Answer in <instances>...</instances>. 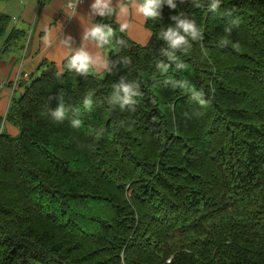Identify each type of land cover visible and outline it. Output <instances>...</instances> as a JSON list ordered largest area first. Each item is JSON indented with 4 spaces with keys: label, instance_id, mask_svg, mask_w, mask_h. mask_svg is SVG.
<instances>
[{
    "label": "trees",
    "instance_id": "obj_1",
    "mask_svg": "<svg viewBox=\"0 0 264 264\" xmlns=\"http://www.w3.org/2000/svg\"><path fill=\"white\" fill-rule=\"evenodd\" d=\"M173 3L144 46L97 15L114 32L101 74L43 59L10 98L0 264H264V0ZM173 16L198 33L180 49L162 38ZM9 22L3 53L26 37ZM121 82L138 93L124 110Z\"/></svg>",
    "mask_w": 264,
    "mask_h": 264
},
{
    "label": "crops",
    "instance_id": "obj_2",
    "mask_svg": "<svg viewBox=\"0 0 264 264\" xmlns=\"http://www.w3.org/2000/svg\"><path fill=\"white\" fill-rule=\"evenodd\" d=\"M23 1V8L20 10L21 16L19 15V20L13 27H17L21 20L29 29L31 27L32 31L27 38L26 44L24 41L20 47L22 51L18 56L7 53L11 52L9 49L7 52L1 53L0 49V68H3V77L0 79V117L2 118L5 117L12 93L16 87H20L21 83L25 82V80L20 79L19 74L26 71L23 75L30 76L31 74L28 71H35L39 63L43 59L47 60L49 56L54 58L53 61L56 60V62L59 61L61 63L69 55H73L76 51L83 48L93 57L92 70L94 72L101 74L107 67L106 55L102 48L98 47L95 41L85 39L86 31L95 24L97 16L92 15L90 9L94 0H79L75 13L66 8V5L72 0H21V3ZM121 3L130 5V11L126 16L119 14V5ZM111 7L115 10L114 21L118 25L122 22L131 24V28L125 31L127 32L126 35L135 43L141 46L146 45L151 34L149 33L147 40L145 34L142 33L143 27L141 26L146 29V20L136 14L135 9L131 7V0L129 2L112 0ZM28 9L30 11L27 16L24 15L23 20V12ZM21 54L23 56L20 59L19 56ZM17 62H19L18 66ZM16 67V77L19 76L16 79L18 83H12L9 80L12 79V74L16 71ZM1 96H3V99H1ZM7 125L8 134L15 136L16 129L9 124Z\"/></svg>",
    "mask_w": 264,
    "mask_h": 264
},
{
    "label": "clouds",
    "instance_id": "obj_3",
    "mask_svg": "<svg viewBox=\"0 0 264 264\" xmlns=\"http://www.w3.org/2000/svg\"><path fill=\"white\" fill-rule=\"evenodd\" d=\"M79 0H72L71 3L66 5L68 10L75 13L76 6ZM172 9H175L176 5L173 0H131V7L135 9L136 14L142 16L145 20H156L161 16V9L164 3ZM221 3V0H212L211 8L215 10ZM112 0H94L91 4V14L99 15L100 17L111 16L114 14V9L111 7ZM130 11V5L121 3L119 5V14L126 16ZM176 20V27H169L166 32L162 33V38L168 42L169 47L172 49H180L187 45V37L191 36L195 38L197 36V29L194 22H189L186 19H178L176 16L171 17ZM131 28V24L128 22H122L120 24L119 31L125 32ZM183 33V34H182ZM114 35L113 29L105 24H94L86 31L85 39H91L95 41L98 47H103L109 44L111 37ZM67 67L70 71H74L78 74H88L93 67V57L88 51L81 48L76 51L68 60ZM134 84H121L117 87L116 93L112 96L110 103L119 105L121 110H124L126 106L135 103L133 97L138 95ZM91 101L85 100V107H90ZM201 106L206 105L205 101H200ZM65 107L63 103H60L55 111L51 113L55 121H62L65 118ZM80 121H73V126L78 127ZM169 257L166 264H171Z\"/></svg>",
    "mask_w": 264,
    "mask_h": 264
},
{
    "label": "rangeland",
    "instance_id": "obj_4",
    "mask_svg": "<svg viewBox=\"0 0 264 264\" xmlns=\"http://www.w3.org/2000/svg\"><path fill=\"white\" fill-rule=\"evenodd\" d=\"M22 4H24V1L21 3V0H12V1H10L9 3H7V2H5V1H0V13H2V14H5V15H8L9 16V19H10V22H9V26H8V30L9 29H12L13 28V26H14V24H16L17 23V21L19 20V15L21 16V14H20V10H22V8H23V6H22ZM29 11H30V9H28L27 11H25L24 10V12H23V16H22V18H23V20H24V15L25 16H27L28 15V13H29ZM114 18V17H113ZM116 23V22H115ZM141 27H143V29H142V33L143 34H145V36L147 37V40H148V38H149V33H150V31L148 32L145 28H144V26H141ZM15 29H18V30H21V31H23L24 30V32H25V36H26V38H20L19 39V41L15 44V46L14 47H10L9 48V50L11 51V52H7V53H12L14 56H18L20 53H21V46H22V44L24 43V41H25V44H26V42H27V38H28V36H29V34H30V32L32 31V28L30 27V29L27 27V25H24L22 22H21V20H20V22L18 23V26L17 27H15ZM29 29V30H28ZM126 34H127V32H126ZM131 37H132V35H131ZM133 38V37H132ZM134 40H135V38H133ZM1 46H2V42H0V49H1ZM1 53H3V52H1ZM105 54V53H104ZM23 56V54H21L19 57H20V59H21V57ZM52 59V60H51ZM47 60L48 61H50V62H54L55 64H56V66L58 67V68H60V62L59 61H57L56 62V60L55 61H53L54 60V58L53 57H51V56H49V58L47 57ZM19 61V60H18ZM18 63L19 62H17V66H18ZM26 71H24L23 73H20L19 75H20V79H22V76H23V74L25 73ZM29 72V74H33V76L34 77H37L38 75H39V73H40V71H38V70H35V71H28ZM32 72V73H31ZM16 74H17V67H16V71L12 74V79H10L9 81L10 82H12V83H18V80L16 81ZM101 77H103V75H100ZM3 77V68H0V79ZM19 77V76H18ZM24 80H25V82H28L30 79L28 78V79H25L24 78ZM20 82V81H19ZM21 88V89H20ZM23 92V88L22 87H16V89L14 90V92L12 93L13 95V97H18V96H20V94ZM11 96V97H12ZM1 99H3V96H1ZM7 124H5V123H3L2 124V127H3V129L4 130H6L7 131ZM16 131V134L18 133V130L16 129L15 130Z\"/></svg>",
    "mask_w": 264,
    "mask_h": 264
},
{
    "label": "built area",
    "instance_id": "obj_5",
    "mask_svg": "<svg viewBox=\"0 0 264 264\" xmlns=\"http://www.w3.org/2000/svg\"><path fill=\"white\" fill-rule=\"evenodd\" d=\"M70 3H71V2H70ZM68 4H69V3H68ZM17 78H18V76L16 77V79H17ZM24 78H25V79H28V75H23V76H22V80H24Z\"/></svg>",
    "mask_w": 264,
    "mask_h": 264
}]
</instances>
